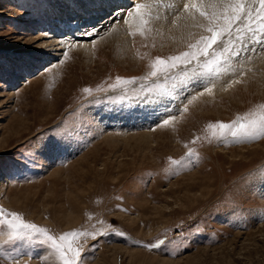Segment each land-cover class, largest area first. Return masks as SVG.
Returning a JSON list of instances; mask_svg holds the SVG:
<instances>
[{"label": "rangeland", "instance_id": "obj_1", "mask_svg": "<svg viewBox=\"0 0 264 264\" xmlns=\"http://www.w3.org/2000/svg\"><path fill=\"white\" fill-rule=\"evenodd\" d=\"M183 2L153 4L160 18L152 31L132 36L121 8L104 22L77 17L62 0H0V206L57 236L105 231L79 240L86 264H264V187L257 179L264 171V139L209 142L207 129L260 111L259 45L240 58L242 72L205 81L214 85L212 94L198 95L203 84L172 96L144 93L138 79L127 93H94L99 102L80 107L90 99L83 88H106L117 76L143 77L156 56L187 50L189 32L203 30L184 27L183 18L173 24ZM111 25L129 41L109 44ZM93 29L98 35H81ZM64 51L68 58L60 63ZM166 111L177 119L157 127ZM65 125H79L77 138L66 151L46 154L42 144ZM189 147L199 162L172 174L169 157L178 160ZM5 239L7 226L0 224ZM158 239L165 241L160 248L144 246ZM19 243L4 246L0 264H15L10 257L18 264H57L39 243L25 244L30 254L17 255Z\"/></svg>", "mask_w": 264, "mask_h": 264}, {"label": "snow or ice", "instance_id": "obj_2", "mask_svg": "<svg viewBox=\"0 0 264 264\" xmlns=\"http://www.w3.org/2000/svg\"><path fill=\"white\" fill-rule=\"evenodd\" d=\"M153 4L157 7H174L173 4H165V0L137 2L124 19L130 35L135 36L138 32L141 36H145L152 31L153 19L160 18L158 13L153 15ZM181 18L190 22L184 27L203 30L199 33L189 32L187 50L179 52L178 55L156 56L151 60L149 71L143 77L117 76L115 82L108 84L106 88L100 86L95 89L83 88V93L90 99L80 106L81 109L85 105L99 102L94 93H108L116 90L127 93L128 86L136 83L138 79L144 82L140 86V91L144 93L172 96L177 89L186 91L190 85L203 84V91L198 95H203L204 92L212 94L214 85L209 86L205 83L208 78H216L229 70L234 73L242 72V67H238L240 58L253 51L257 45L264 50V0H184L182 10L176 15L173 24ZM94 33L98 35L94 29L85 31L81 35L91 37ZM71 46L75 45L71 44ZM63 56L64 59L60 63H64V60L68 58V52L64 51ZM234 60L237 64L233 63ZM238 82L240 81H232V83ZM132 91L136 92L135 89ZM127 98L126 95L119 97V99ZM195 98V96L192 97V99ZM108 99L111 100L113 97L108 96ZM258 107L260 111L237 115L234 120L227 123L223 121L209 123L207 125L210 134L209 142L211 139L223 143H243L264 139V104ZM187 110L185 104L177 111L182 114ZM163 116L165 118L157 124V127H165L177 119V115L173 112L166 111ZM78 127L79 125L57 126L56 138H49L43 143V151L46 154L53 151H66L77 138ZM199 159V153L189 147L180 159L169 157L171 173L178 174L179 170L193 166L199 162ZM257 179L259 185L264 187V171H261ZM0 224L7 226V239L0 240V255L4 254V246L8 244L16 245L20 242L16 251L17 255H21L30 254L24 251L25 244L39 243L41 246H46L49 256L54 257L57 264H86V260L82 257L84 246L79 243V240L84 238L86 241L89 237L95 240L98 236L107 234L103 230L94 232L72 230L57 236L47 227L29 222L21 213L10 211L2 206H0ZM109 229L114 230L111 225ZM123 234V232L120 233V235ZM164 243V240L158 239L155 243L144 246L154 249L160 248ZM10 259L18 264L16 257H10Z\"/></svg>", "mask_w": 264, "mask_h": 264}, {"label": "bare ground", "instance_id": "obj_3", "mask_svg": "<svg viewBox=\"0 0 264 264\" xmlns=\"http://www.w3.org/2000/svg\"><path fill=\"white\" fill-rule=\"evenodd\" d=\"M137 2H142V0H62L61 4L65 5L67 10L71 9L72 12H74V14H77V17H88L90 15H93L92 20L94 19V17L95 18L98 17L101 21L106 22V21H109L110 14L117 9H120V8L123 9V12L127 15V13L134 8V6ZM49 8H50V6H49ZM64 11H66V10H64ZM108 12H111V13L108 14ZM70 13H69V15H70ZM58 15H60V14H58ZM70 16H72V15H70ZM74 16H76V15H74ZM91 17H90V20H91ZM186 23L188 24L189 22L187 21ZM97 24H100V23H97ZM107 24H109V23H107ZM106 27L100 28L99 31L105 32L106 30L110 29L109 35L108 36L105 35L106 41L109 42V44L116 45V43L119 41H122L125 44L124 40L129 41V38L127 36L120 34L116 25H111L109 28L107 27L108 29H106ZM104 29H106V30H104ZM188 29L191 30V28H189V27H188ZM102 38H104V36ZM102 38L97 39V42H99ZM46 43L48 46H52V45L56 44L55 40H53V41L52 40H50V41L46 40ZM89 45H90L89 41H85V42L83 41V43L81 42L79 44V46H84V47H88ZM55 49L57 50V48H55ZM53 55H57L56 52H54ZM133 255H135V254H133ZM136 255H137V253H136ZM96 264H101V262L96 263Z\"/></svg>", "mask_w": 264, "mask_h": 264}]
</instances>
